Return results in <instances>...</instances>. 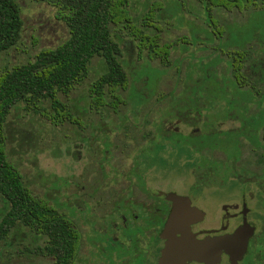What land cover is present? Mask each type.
<instances>
[{"label": "rangeland", "instance_id": "1", "mask_svg": "<svg viewBox=\"0 0 264 264\" xmlns=\"http://www.w3.org/2000/svg\"><path fill=\"white\" fill-rule=\"evenodd\" d=\"M14 1L20 37L0 51V70L31 60L68 36L65 0ZM125 9L139 33L167 45L168 52L164 63L149 57L126 26L109 23L118 47L114 58L126 78L115 90L122 98L115 109L106 101L108 93L103 104L92 106L90 84L106 69L102 56L94 54L77 83L56 91L66 112L61 120L54 123L47 116L53 112L49 101L40 99L34 107L12 106L4 121L8 161L31 193L56 207L79 232L74 264H121L135 249L130 234L112 230L120 225L114 215L123 213L128 220V199L145 196L135 186L126 189L135 181L134 169L145 170L151 188L157 182L162 189L188 191L204 206L213 199H236L245 186L254 214L260 194L250 181L264 182V139L255 145L264 130V2L238 10L199 0H127ZM237 57L236 79L231 62ZM195 126L210 133L199 142L214 150V173L196 168L197 155L186 139L178 153L174 145L158 149L161 129L186 133ZM201 154L202 161L208 158ZM204 179L224 183L199 187ZM2 208L0 201V213ZM141 211L134 210L139 217ZM41 246L38 233L16 225L0 238V264H50L52 257ZM140 253L130 264H139Z\"/></svg>", "mask_w": 264, "mask_h": 264}, {"label": "trees", "instance_id": "2", "mask_svg": "<svg viewBox=\"0 0 264 264\" xmlns=\"http://www.w3.org/2000/svg\"><path fill=\"white\" fill-rule=\"evenodd\" d=\"M205 6L242 9L264 0H199ZM127 0H65L64 16L68 36L53 47L37 51L31 60L0 70V238L16 225L38 233L42 240L40 251L52 257L50 264H74L79 232L72 221L47 200L34 196L17 169L8 161L3 147L4 121L10 108L19 102L34 107L46 99L53 112L48 117L61 120L65 111L55 96L66 92L83 76L90 57L99 54L106 69L90 84L93 107L106 100L112 109L121 102L116 88L125 84V73L114 58L118 47L110 35L109 23L121 22L129 34L147 49L149 57L164 63L167 45L157 46L154 37L139 33L129 22ZM21 19L14 0H0V51L13 46L20 37ZM241 58V54H239ZM231 62L237 79L240 59Z\"/></svg>", "mask_w": 264, "mask_h": 264}, {"label": "flooded vegetation", "instance_id": "3", "mask_svg": "<svg viewBox=\"0 0 264 264\" xmlns=\"http://www.w3.org/2000/svg\"><path fill=\"white\" fill-rule=\"evenodd\" d=\"M199 109V107H198ZM196 115H199V110H196ZM195 131L180 133L178 130L163 128L164 132H161L158 140V149H165L166 146L174 145L176 146L175 153L178 151L177 147L180 144H187L191 151L196 154L197 162L196 168L200 167L207 168L206 173H214L216 171L215 164L210 163L214 157L213 151L207 145L203 146L199 142L206 136L210 137L206 131L201 132L200 126H195ZM260 139L256 140L257 146H260L262 139H264V130L262 131ZM174 137L175 139H172ZM171 138V142L167 139ZM187 141H186V140ZM185 140L184 143H181ZM260 141V142H259ZM181 146V145H180ZM240 150V148H239ZM208 155L202 161L201 157H204L201 153ZM178 153V152H177ZM180 154V153H179ZM207 161V162H206ZM199 162L203 164H199ZM232 167H234L232 165ZM145 170L134 169L135 181L129 183L126 189H132L134 186L143 190L145 196L141 201L136 202L134 197L128 199L126 212L128 214V220L125 219L123 213L114 215V217L119 218L120 225L112 226V230L115 232L124 231L130 234L129 241H133V245L136 244L135 249L126 257V260L120 261L121 264H130L131 257H136L140 253L139 264H155L157 261L162 246L164 245L165 237L161 236V229L167 218V215L172 207L171 199L167 198L168 192H173L179 195H183L187 199L186 207L191 211V219L188 223L189 230L194 234L195 237L200 238L204 235H219L231 232L236 226L240 225L242 222H247L248 225L252 226V232L247 236L245 248L240 256L236 259L235 263L232 262L231 257L228 252L220 250L218 255V260L215 264H264V182L260 180H252L250 182L254 183L257 187V193L260 196L257 198V214L253 213L252 206L249 205V199L246 197L244 188L241 187L240 191L237 193L238 197L236 199H225L216 203L213 199L212 203L208 206L202 205L196 199L191 198L188 191L182 192L176 190L175 188H165L162 189L161 185L155 183L154 187L151 188L149 184L144 180ZM209 177V176H207ZM141 178V179H140ZM224 181L220 180H200L198 181L199 187L202 188H215L216 185L223 184ZM226 183V182H225ZM128 184V183H127ZM227 184V183H226ZM192 185V184H191ZM146 189H150L146 190ZM155 189V190H152ZM147 192H146V191ZM147 199V201H146ZM149 200V201H148ZM148 204V205H147ZM149 206V210H145V206ZM138 207V208H137ZM206 207V208H205ZM141 208V209H140ZM183 208V207H182ZM139 209V213L134 212V210ZM255 215L257 219H253L251 216ZM254 220H257L255 222ZM109 221H112L110 218ZM107 220V223H109ZM111 224V223H110ZM174 236L179 235L178 231L173 232ZM130 252V251H129ZM128 253V250H127ZM120 260V259H119ZM184 264H205L202 261L196 259H185Z\"/></svg>", "mask_w": 264, "mask_h": 264}, {"label": "water", "instance_id": "4", "mask_svg": "<svg viewBox=\"0 0 264 264\" xmlns=\"http://www.w3.org/2000/svg\"><path fill=\"white\" fill-rule=\"evenodd\" d=\"M166 197L171 199L172 207L161 229L165 241L155 264H184L185 259L192 258L215 264L220 250L228 252L234 263L240 258L252 226L242 222L229 233L197 238L188 227L191 211L186 207V197L173 192H168ZM174 231L179 235L174 236Z\"/></svg>", "mask_w": 264, "mask_h": 264}]
</instances>
